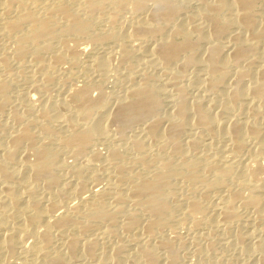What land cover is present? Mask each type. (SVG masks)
<instances>
[{
	"label": "bare ground",
	"instance_id": "bare-ground-1",
	"mask_svg": "<svg viewBox=\"0 0 264 264\" xmlns=\"http://www.w3.org/2000/svg\"><path fill=\"white\" fill-rule=\"evenodd\" d=\"M191 1L0 0V114L10 108L11 116L0 120V264L19 252L18 264H153L159 248L174 264L183 236L168 231L187 221L194 229L200 220L212 225L200 239L212 245L211 234L232 233L264 264V9L257 6L264 0H198L196 11L186 10ZM103 21L108 27L97 28ZM86 42L115 44L119 63L132 70L112 115L126 145L108 130L109 96L91 91L101 88L95 73L113 72L114 49L96 51L95 73L83 83L59 74L65 63L83 60ZM158 68L160 77H151ZM191 78L199 84L192 97ZM22 80L41 93L13 97ZM55 87L71 97L42 101ZM165 98L175 108L162 116ZM217 106L230 114L215 117ZM142 119L147 139L128 133ZM215 139L230 143L213 147ZM97 140L107 144L109 182L86 196L81 158L102 157ZM241 206L253 208L246 220L257 222L256 240L237 230ZM26 237L33 243L23 246Z\"/></svg>",
	"mask_w": 264,
	"mask_h": 264
},
{
	"label": "rangeland",
	"instance_id": "rangeland-1",
	"mask_svg": "<svg viewBox=\"0 0 264 264\" xmlns=\"http://www.w3.org/2000/svg\"><path fill=\"white\" fill-rule=\"evenodd\" d=\"M194 1V2H193ZM260 3H262L261 5L263 6L264 5V2L263 1H261V2H259L258 3V7L260 8L261 7V9H264L262 6H260ZM192 4V5H191ZM191 4L187 7V9L186 10H189L190 8H192V9H190L189 11H196L197 10V8H198V4H199V1L197 0V2L195 1V0H192L191 1ZM196 7V8H195ZM126 12V14L127 15H130V12L128 11H125ZM107 28L108 27V25H107V23L106 22H101V23H99L98 25H97V28H99V29H104V28ZM89 42H86L85 43V49H86V52H85V55L83 54V57H82V59L83 60H79V62H71V63H65V66H63L62 68L63 69H60L59 70V68H58V71L60 72L61 71V73H59L60 75H64V78H67V77H71L72 79L71 80H73L74 79V82H75V84H77V83H80L81 82V80H82V83L84 82V81H86V79L88 80L89 79V76H90V74L92 73V72H94L95 73V71H94V64H93V58H94V56L96 55V54H99L98 52H100V51H98V52H96L99 48H101V53H104V48L103 47H105V46H108V47H105V50H107L106 52H108V51H111V49L113 50V52L111 51V53H114L112 56H113V58H115V60H113L112 59V61H110V66L112 67V70H110L112 73H109V76L108 77H106L105 75H104V77L103 76H99V78H98V76H95L96 75V73L94 74V77H97V79L98 80H96V78H94L95 79V81L96 82H98L99 84H100V86H101V88L99 89V91H98V87L97 86H95V88H94V86H92V88H91V91H93L92 92V94L93 95H95V96H97V95H99L100 93H102V92H104V93H106L108 96H109V108L107 109V108H105V110H106V112L108 111V112H110L108 115H109V119L107 120V126H108V130H109V132L111 133H113L112 134V136L114 137L113 139H115L116 141H118L119 143H121V144H125L126 143V141H128V139H123V136L120 134V136H119V133H118V124H119V122L117 121V119H115V117L114 116H112V115H114V112H115V109L117 108V102L119 101V98H124V92H123V88L126 86L125 84H127L128 83V76H127V74H130L129 72H131L132 70H131V68L130 67H128V69H125V68H127L124 64H122V63H119V54H118V52L116 51L117 49V47L115 46V44H112L113 45V48H112V45H107V44H103V46H101V45H99L98 47H97V45H94V44H92L91 43V45L89 44ZM87 46V47H86ZM111 46V49H109V47ZM115 46V47H114ZM92 48V49H91ZM263 49H264V47H263ZM100 50V49H99ZM262 51V48H261V50H259V52H261ZM116 54H118V55H116ZM257 54H259L258 52H257ZM88 55V56H87ZM115 55V56H114ZM117 57V58H116ZM89 58V59H88ZM92 58V59H91ZM29 58L27 57L26 58V60H28ZM113 61H116V62H113ZM92 62V63H91ZM245 64H247V61L246 62H244ZM14 65H12L13 67H15L14 69H13V71H14V73H16V74H18L17 72H18V69H16V63L14 62L13 63ZM16 64V65H15ZM117 64V65H116ZM120 64V65H119ZM258 63H255V65H257ZM70 65V66H69ZM89 65V66H88ZM91 65H92V68H91ZM113 65V66H112ZM115 66L117 67V68H115ZM59 67V66H58ZM66 67V68H65ZM114 67V68H113ZM254 68H255V66H253ZM65 68V69H64ZM68 69V70H67ZM87 70H89V71H87ZM91 70V71H90ZM124 70V71H123ZM156 69H154V70H152V72H151V77H153V78H157V77H160V73H161V70L158 68L156 71H155ZM160 72H159V71ZM189 70V71H188ZM187 70V72L186 73H188V76H192L193 74H194V71H193V68L191 69H188ZM197 71H198V69H196ZM62 71H63V73H62ZM72 71V72H71ZM123 71V72H122ZM128 71V72H127ZM158 71V72H157ZM192 71V72H191ZM189 72H190V75H189ZM196 72V71H195ZM78 73V74H77ZM89 73V74H88ZM115 73V74H114ZM127 73V74H126ZM158 73V74H157ZM1 74V73H0ZM23 74H29V72L26 70ZM31 74V73H30ZM39 74V73H38ZM38 74H37V76H38ZM92 74V75H93ZM117 74V75H116ZM160 74V75H159ZM72 75V76H71ZM87 75H89L88 77H87ZM153 75V76H152ZM67 76V77H66ZM113 78H112V77ZM69 77V78H70ZM81 77V78H80ZM86 77V78H85ZM103 77V78H102ZM79 78V79H78ZM85 78V79H84ZM108 78V79H107ZM141 77H139V78H137V79H140ZM190 78V77H189ZM77 81H76V80ZM60 82V80L58 79L57 81H55L54 83H53V85L55 86H59V84L57 83V82ZM80 81V82H79ZM100 81V82H99ZM126 83H125V82ZM191 81H192V83H191ZM232 81V80H231ZM109 82V83H108ZM198 81H196V80H194V78H193V80H192V78L190 79V80H188V81H186L185 82V85L187 86L186 88H188L187 89V92H188V95L190 94V96L192 97L193 95H194V93H195V86H198L199 84L197 83ZM230 82V81H229ZM119 83V84H118ZM58 84V85H57ZM121 84H122V86H121ZM106 85V86H105ZM121 87H120V86ZM247 85V84H246ZM53 86V87H54ZM248 86V85H247ZM30 86V83H27V82H25V80H24V82H23V80L22 81H20V82H18V83H16L14 86H13V90L11 89V94H13L12 96L13 97H16V95L18 94V92L20 93V92H22V91H31V93H33L35 96L37 95H39L37 92H39V93H41L40 91H38L37 89L35 90L33 87H31ZM57 87H55V89L57 88ZM172 87L174 88L175 86H170L169 88L170 89H172ZM194 88V89H193ZM197 88V87H196ZM30 89H32V90H30ZM120 89V90H119ZM15 90V91H14ZM18 90V91H17ZM54 90V89H53ZM52 90V91H53ZM63 90V89H62ZM62 90H59L58 88H57V90L55 91H53V92H51V94H49V93H44V94H47V95H43V96H41V98H44V99H42V101H48L49 99H56V98H61V96L62 97H64V95L66 96V95H68L69 94V92L68 91H66V89H64L63 91ZM101 90V91H100ZM103 90V91H102ZM37 91V92H36ZM57 91H59V92H57ZM106 91V92H105ZM36 92V93H35ZM63 92V93H62ZM67 92V93H66ZM98 92V93H97ZM100 92V93H99ZM118 92V93H117ZM190 92V93H189ZM56 93V94H55ZM57 93H58V95H59V93H60V97L57 95ZM62 93V94H61ZM54 94V95H53ZM64 94V95H63ZM123 94V95H122ZM52 96V97H51ZM121 96V97H120ZM68 97V99L71 97L70 96V94L67 96ZM112 97V98H111ZM115 97V98H114ZM116 101V102H115ZM171 101V100H170ZM170 101H168L166 98L165 99H163V103H165V104H163V106H161V108H160V110H159V115L162 113V116H164V115H166V114H169V113H172L174 110V108H175V105H174V102H170ZM111 103H113V104H111ZM115 103V104H114ZM113 105V106H111V105ZM116 105V106H115ZM173 105V106H172ZM72 106V105H71ZM111 106V107H110ZM115 106V107H114ZM218 107V106H217ZM217 107H214V111L212 110V113L213 112H215L213 115H215V117H218V118H221L222 116H224L225 115V113H223L222 111H220V108H219V111H218V108ZM217 109V111H215ZM10 108H7L6 109V111L2 114H0V120L1 121H4V122H11V116H10ZM220 113V114H219ZM221 113H223V114H221ZM243 113V112H242ZM241 113V115L243 116V115H246L247 117H248V112H244V114H242ZM217 114H218V116H217ZM230 113H226V115L228 116ZM222 115V116H221ZM233 115V114H232ZM232 115H230V116H232ZM250 115V114H249ZM9 116V117H8ZM221 116V117H220ZM236 115H234L233 117H235ZM246 116H244V117H246ZM5 117H6V119H5ZM151 118V117H150ZM150 118H146V119H144L145 121L147 120L148 121V119H150ZM9 119V120H8ZM115 120V121H114ZM108 121H109V123H108ZM113 121V122H112ZM145 121H143V119L140 121V122H138L139 123V125L141 126L142 124V126L141 127H139V125H138V123L136 124H134V126H132V128H129L128 129V133L129 134H132L133 132H136L137 134L138 133H140L139 134V136L141 135L143 138H145V139H147L146 137H147V135H145V133H143V131H141V129H142V127L144 126V124H146L145 123ZM146 121V122H147ZM83 122V121H82ZM142 122H144V123H142ZM141 123V124H140ZM113 125V126H112ZM138 127H137V126ZM162 125H165V126H162L163 128H168L169 126H168V123L166 122H164ZM117 126V127H116ZM262 126L264 127V123H262ZM137 127V128H136ZM136 129V131H133V129ZM138 128H141V129H138ZM134 129V130H135ZM111 130V131H110ZM139 131V132H138ZM141 131V132H140ZM136 133H134V134H136ZM142 133L145 135H142ZM118 135V136H117ZM121 136H122V138H121ZM120 137V138H119ZM119 138V139H118ZM121 139H123V140H121ZM120 140V141H119ZM217 139H215L214 140V144H213V147H216V146H220L221 144L223 145V144H229L230 143V141L229 140H226V139H224V140H221V141H219V139L216 141ZM98 141V140H97ZM123 141H125L124 143H123ZM224 141V142H223ZM151 142V143H150ZM148 141V144L150 145V146H152V147H155L156 146V143H155V145H154V143H153V141ZM221 142V143H220ZM227 142V143H226ZM250 142V141H249ZM253 142V144H254V141H252ZM128 143V142H127ZM126 143V144H127ZM218 145H217V144ZM125 144V145H126ZM253 144H251V146L253 145ZM104 143H102L101 141H98L97 143H96V149H98V151H100V153L102 154V157L104 156V154L106 155L107 153H108V149L106 148L107 147V144H105L104 146ZM254 146V145H253ZM252 146V147H253ZM105 151V152H104ZM128 151V154L129 155H133V154H135L136 153V151L135 150H133V149H128L127 150ZM87 153V154H86ZM251 153H253V150L251 151ZM251 153H250V155H251ZM22 154V155H21ZM20 155L21 156H23L24 157V153H21ZM69 156H67V154H65V158L67 159V161L68 162H74L75 161V159L73 158V157H70L71 155L70 154H68ZM30 157L29 158H33L34 156H31V155H29ZM82 156H85V157H82ZM81 157V161H82V164H83V166H84V172H83V179H84V181H86V187H85V189L82 191V192H84V191H86L88 188H90V187H92V186H94L96 189H97V187L99 188V187H101V186H105V185H107V182H109V179L107 178L108 176H107V172H106V170L104 169V163H106V161H104L105 159H104V157L102 158V157H100V158H92L91 159V157H89V155H88V152H85V154L84 155H82ZM248 156V155H247ZM250 159V158H249ZM248 159V160H249ZM84 160V161H83ZM88 162V163H87ZM104 162V163H103ZM85 163V164H84ZM102 164V165H101ZM91 165V166H90ZM99 165V166H98ZM100 165H101V167H100ZM97 166V167H96ZM103 167V168H102ZM91 169V170H90ZM95 171V173H93L94 171ZM105 170V173H104V170ZM92 172V173H91ZM92 174V175H91ZM96 174V178H95V176L94 175ZM97 175H99V176H97ZM92 176V177H91ZM107 176V177H106ZM84 177H86V178H84ZM98 177H99V179H98ZM89 178V179H88ZM104 178H105V180H104ZM107 178V179H106ZM93 179V180H92ZM103 179V180H102ZM91 183L93 184V185H91ZM95 183V184H94ZM98 184V185H97ZM105 184V185H104ZM89 186V187H88ZM41 190V191H40ZM40 193L42 194V196L43 195H45V193L47 192L45 189H43L42 187L40 188ZM43 191H46V192H43ZM88 191V190H87ZM84 192L85 194H86V196H88V194H89V192ZM44 194H43V193ZM39 193V192H38ZM39 193V194H40ZM81 194H83V193H81ZM41 196V195H40ZM80 196V195H79ZM77 198H75L74 200H73V202H77ZM217 200V199H216ZM249 207V206H248ZM246 207V206H243V208H242V206L240 207L241 208V212L245 215V216H243V219H242V222H241V224L239 223V225L237 226V230L239 231V232H241V233H243V234H252L254 237H253V240H256L259 236H258V230L259 229H257V228H259L258 226H257V222L256 223H254V222H249V220H246V218H249V216L252 214V213H254V211H253V208L251 207ZM239 208V209H240ZM251 209V210H250ZM58 210H60V211H58ZM245 210V211H244ZM62 210L61 209H57L56 211H54V214H56V212H57V214L58 213H60ZM253 211V212H252ZM246 214H248V217H247V215ZM216 220L218 221V220H220L218 217L217 218H215V220L213 219V221H211V224H214L215 222H216ZM213 222V223H212ZM244 222V223H243ZM199 223H202V224H199ZM199 223H198V226L197 227H194V229L190 226L191 225V223L190 222H186V224H184V225H180L179 227H177V229H178V231H168V234L172 237V236H176L177 234L176 233H178V234H180L179 236H183V237H181V241L180 240H178L179 238H177V240H178V243H177V245L175 246V248H174V252H176L175 254L177 255L176 256V261H178V262H176V263H174V264H260V263H258L259 261H258V259L257 260H254V259H252V258H250L249 257V255L248 254H250L251 252H253V246L251 245V244H248V243H246L245 245H247V246H245V248H243V249H241V248H239V247H242L243 245H241L242 244V240L241 239H235L234 238V236L232 235V233H226V234H220V236L219 235H216V234H211L212 235V237H211V240H212V245H210V244H208V242H207V240H205V239H200L197 235L201 232H206V231H210V228H211V226L212 225H210L209 223H206L204 220L202 221V220H200L199 221ZM206 226H205V225ZM201 225V226H200ZM189 227V228H188ZM191 227V228H190ZM210 227V228H209ZM187 228V229H186ZM212 229V228H211ZM195 231H197V232H195ZM143 232V231H142ZM234 233V232H233ZM210 235V236H211ZM215 235V236H214ZM219 237V238H218ZM196 238V239H195ZM210 238V237H209ZM213 238H215V239H213ZM193 239V240H192ZM232 240V243L231 242H229V244L227 243L229 240ZM196 240L199 242V244L201 243V245L200 246H202L201 248H199V244H198V242H196ZM201 240V241H200ZM203 240H204V242H203ZM213 240L215 241V243L213 242ZM240 242H239V241ZM24 241V242H23ZM33 239L31 238V237H26V238H24V239H22L20 242H21V244L23 245V246H26V244L27 245H30V244H32L33 242ZM64 241H66L65 239H61L60 241H57V243H58V245H61L62 246V243L64 242ZM180 241V242H179ZM24 244H23V243ZM60 242H62L61 244H60ZM222 242V243H221ZM237 242V243H236ZM30 243V244H29ZM205 245H204V244ZM207 243V244H206ZM190 244V245H189ZM203 244V245H202ZM218 244V245H217ZM55 245H57V244H55ZM208 245H210V246H212V247H210V246H208ZM214 245V246H213ZM60 246V247H61ZM64 246V247H63ZM62 247L63 248H65L66 246L65 245H63ZM183 246V247H182ZM197 246H198V248H197ZM223 246V247H222ZM61 247V248H62ZM196 247V248H195ZM215 247V248H214ZM177 248H178V250H177ZM211 248V249H210ZM218 248V249H217ZM161 249V250H160ZM197 249H199L200 251L198 252V250ZM214 249V250H213ZM158 250H160L159 251V253H160V255H159V258H158V262H155L156 264H173V262L170 260V257H169V253L168 252H166V250L165 249H163V248H159ZM165 250V251H164ZM175 250H177V251H175ZM189 250V251H188ZM202 250V251H201ZM219 250V251H218ZM242 250V251H241ZM162 251V252H161ZM204 251V252H203ZM203 252V253H202ZM162 253H164V254H162ZM167 253V254H166ZM257 253V252H256ZM17 254H19V255H17ZM16 255H14V256H9V258L8 259H6L5 261H3L2 262V264L4 263V264H18V261H20V257H22V255L23 254H21L20 252L19 253H17ZM199 254V255H198ZM204 254V255H203ZM223 254H225V255H223ZM163 255V256H162ZM198 255V256H197ZM221 255V256H220ZM231 255V256H230ZM18 256V257H17ZM162 256V257H161ZM226 256V257H225ZM248 256V257H247ZM13 257H14V259H13ZM10 258H12V260L10 259ZM16 258H18L19 260H17ZM169 259V260H168ZM7 260H10V261H7ZM160 260V261H159ZM248 260V261H247ZM251 260V261H250ZM1 261V260H0ZM17 262V263H16ZM155 263H153V264H155ZM44 264H59L58 262H55L54 260H52V259H50V258H48V259H46L45 261H44ZM61 264V263H60Z\"/></svg>",
	"mask_w": 264,
	"mask_h": 264
}]
</instances>
